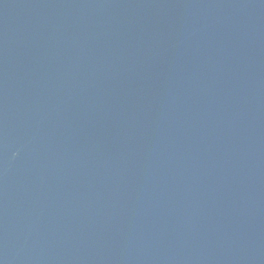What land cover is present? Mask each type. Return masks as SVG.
Returning a JSON list of instances; mask_svg holds the SVG:
<instances>
[{
	"label": "water",
	"instance_id": "1",
	"mask_svg": "<svg viewBox=\"0 0 264 264\" xmlns=\"http://www.w3.org/2000/svg\"><path fill=\"white\" fill-rule=\"evenodd\" d=\"M0 264H264V0H0Z\"/></svg>",
	"mask_w": 264,
	"mask_h": 264
}]
</instances>
